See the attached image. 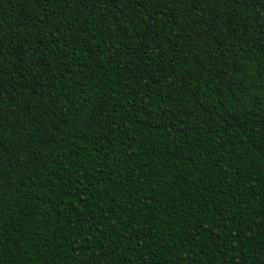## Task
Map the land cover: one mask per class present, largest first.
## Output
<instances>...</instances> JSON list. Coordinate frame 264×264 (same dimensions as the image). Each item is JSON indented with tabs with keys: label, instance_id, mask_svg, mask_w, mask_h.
<instances>
[{
	"label": "trees",
	"instance_id": "trees-1",
	"mask_svg": "<svg viewBox=\"0 0 264 264\" xmlns=\"http://www.w3.org/2000/svg\"><path fill=\"white\" fill-rule=\"evenodd\" d=\"M0 264H264V0H0Z\"/></svg>",
	"mask_w": 264,
	"mask_h": 264
}]
</instances>
